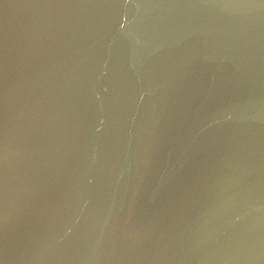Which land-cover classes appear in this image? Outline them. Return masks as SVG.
<instances>
[{
  "label": "water",
  "instance_id": "95a60500",
  "mask_svg": "<svg viewBox=\"0 0 264 264\" xmlns=\"http://www.w3.org/2000/svg\"><path fill=\"white\" fill-rule=\"evenodd\" d=\"M0 264H264V0H0Z\"/></svg>",
  "mask_w": 264,
  "mask_h": 264
}]
</instances>
